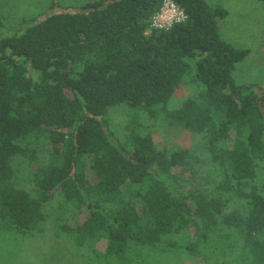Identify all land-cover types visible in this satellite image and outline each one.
<instances>
[{"label":"trees","instance_id":"16d2710c","mask_svg":"<svg viewBox=\"0 0 264 264\" xmlns=\"http://www.w3.org/2000/svg\"><path fill=\"white\" fill-rule=\"evenodd\" d=\"M58 1L11 32L0 14V234L32 235L59 196L73 210L59 233L105 261L131 264L144 249L202 257L213 238L223 242L219 251L239 244L242 260L264 264V191L255 185L264 85L232 75L250 49L221 36L228 10L172 0L184 19L156 29L152 17L165 0H92L57 11ZM187 80L196 94L168 118L203 136L220 174L213 195L181 188L187 149L157 148L150 132L136 130L120 141L109 121L118 105L159 114ZM30 135L49 151L26 189L16 184L14 162L38 160ZM233 202L240 209L225 213Z\"/></svg>","mask_w":264,"mask_h":264},{"label":"rangeland","instance_id":"374dc122","mask_svg":"<svg viewBox=\"0 0 264 264\" xmlns=\"http://www.w3.org/2000/svg\"><path fill=\"white\" fill-rule=\"evenodd\" d=\"M92 0H59L54 10H73L81 3ZM51 0H0V14L8 31H13L21 20L41 18L48 12ZM209 5L228 10V16L220 23L223 39L236 47L249 48V55L236 64L232 75L237 83L264 85V3L258 0H207ZM12 28V29H10ZM196 86L187 80L176 89L168 102L159 109V114L150 115L139 109L118 105L109 111L111 128L120 141H124L132 130L144 134L150 132L157 148L173 150L185 148L189 151V164L180 169L179 184L183 190H200L207 195L216 194L220 181L219 169L206 150L203 136L193 133L177 123H170L168 112L179 107L187 98L194 97ZM27 141V142H26ZM26 144L36 150L38 160L30 163L17 158L16 184L29 189L28 177L38 164L47 159L49 145L39 135H30ZM256 188L264 191V164L258 169ZM240 209L239 202L231 203L225 213ZM46 220L29 236L0 234V264H121L117 260L105 261L88 245L77 246L67 235L59 233L62 224L71 225L73 210L62 197H56L45 206ZM223 227V226H222ZM225 230V229H224ZM227 230L223 231L226 233ZM184 235L179 239L184 242ZM223 242L211 239L202 257H191L183 251L160 253L144 249L139 260L131 264H221L231 260L233 264H248L241 259L239 244L224 252L217 248ZM97 250H101L98 246ZM204 253L208 256L205 260ZM236 259V261H235ZM234 260V261H233Z\"/></svg>","mask_w":264,"mask_h":264},{"label":"built area","instance_id":"2783aa9c","mask_svg":"<svg viewBox=\"0 0 264 264\" xmlns=\"http://www.w3.org/2000/svg\"><path fill=\"white\" fill-rule=\"evenodd\" d=\"M184 19V12L172 0H165L160 10L152 17L151 27L168 29Z\"/></svg>","mask_w":264,"mask_h":264}]
</instances>
